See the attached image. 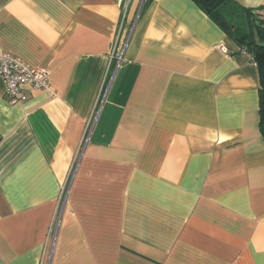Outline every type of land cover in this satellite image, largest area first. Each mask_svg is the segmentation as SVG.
Returning a JSON list of instances; mask_svg holds the SVG:
<instances>
[{
  "label": "crops",
  "instance_id": "0c3cea01",
  "mask_svg": "<svg viewBox=\"0 0 264 264\" xmlns=\"http://www.w3.org/2000/svg\"><path fill=\"white\" fill-rule=\"evenodd\" d=\"M144 1L0 0V53L57 93L0 77V264H264L258 67L193 0Z\"/></svg>",
  "mask_w": 264,
  "mask_h": 264
},
{
  "label": "trees",
  "instance_id": "16d2710c",
  "mask_svg": "<svg viewBox=\"0 0 264 264\" xmlns=\"http://www.w3.org/2000/svg\"><path fill=\"white\" fill-rule=\"evenodd\" d=\"M153 0H145L143 11ZM256 63L261 80L259 91L260 130L264 136V7H246L236 0H193Z\"/></svg>",
  "mask_w": 264,
  "mask_h": 264
},
{
  "label": "built area",
  "instance_id": "2783aa9c",
  "mask_svg": "<svg viewBox=\"0 0 264 264\" xmlns=\"http://www.w3.org/2000/svg\"><path fill=\"white\" fill-rule=\"evenodd\" d=\"M129 37L125 39L123 43V50L120 53V60L123 57V52L126 45L129 42ZM220 49L228 53V49L225 45H220ZM118 50V46L113 48L112 55H115ZM243 53H246V49H242ZM0 77L3 79L6 86V95L8 100L13 103H25L29 100L30 93L33 90H40L47 95L55 96L56 90L51 85L50 72L43 67H34L24 61L23 59L16 57L8 52L0 53ZM88 141V136L85 143ZM69 173V179H72L75 173L74 165ZM70 181V180H69ZM67 197V188L65 187L61 195V202L65 204ZM40 264H49L44 260H41Z\"/></svg>",
  "mask_w": 264,
  "mask_h": 264
}]
</instances>
